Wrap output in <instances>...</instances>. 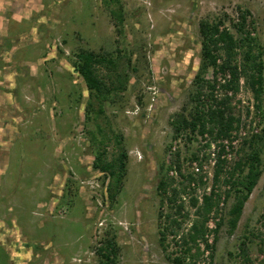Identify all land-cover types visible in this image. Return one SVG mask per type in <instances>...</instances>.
<instances>
[{
  "label": "rangeland",
  "instance_id": "1",
  "mask_svg": "<svg viewBox=\"0 0 264 264\" xmlns=\"http://www.w3.org/2000/svg\"><path fill=\"white\" fill-rule=\"evenodd\" d=\"M244 11L264 65V0H0V264H100L98 250L113 237L117 264H172L167 256L182 255L180 237L198 220L191 199L201 206L212 190L211 249L200 245L196 264H264V151L234 232L235 192L227 185L240 176L246 143L262 134L264 93L257 101L244 76L238 92L223 91L213 68L196 82L201 23L223 20L239 39ZM82 50L119 60L124 90L101 114L96 102L88 112L89 90L75 67ZM200 95L203 112L230 98L228 115L239 122L230 139L177 129L179 118L193 120ZM122 148L125 173L115 187L95 157L105 150L113 161ZM163 180L166 191L158 188Z\"/></svg>",
  "mask_w": 264,
  "mask_h": 264
},
{
  "label": "trees",
  "instance_id": "2",
  "mask_svg": "<svg viewBox=\"0 0 264 264\" xmlns=\"http://www.w3.org/2000/svg\"><path fill=\"white\" fill-rule=\"evenodd\" d=\"M105 2L111 1L119 3L120 0H104ZM118 23L123 24V12L120 10L115 13ZM250 13L244 11L241 13L239 22L236 24L239 39L224 26L223 20H215L214 22L203 21L200 26V33L203 37L202 41V65L201 71L196 78V82L201 83L202 76L208 68L215 70V75L218 77L222 75L224 82H214L211 85L212 90L216 89V85L223 91H239V81L242 76L247 78L248 84L255 95L257 101L261 100V96L264 93V65L261 59V55H255L254 51L256 47V38H254L251 32L247 31L248 18ZM242 51V52H240ZM242 53L243 60L238 64V55ZM262 54V53H261ZM75 67L77 72L85 82L90 95V102L88 104V112H95V102L99 104L98 113L101 114L102 106L110 98V96L119 91L124 90L122 77L117 74L119 69L118 58L112 57L110 54H97L92 51L82 50L76 55ZM242 67V68H241ZM105 68L111 72L112 75L106 76L101 74L100 69ZM227 73L230 74V79H227ZM116 75V76H114ZM127 79V76H125ZM108 80H110L108 82ZM197 97L199 105L197 106L195 113L191 117L190 121L186 118H179L176 121L177 129L190 128L192 133L199 131L201 137L206 135L216 136L218 138L230 139L232 132L238 129V119L231 114L228 115L230 107L227 106L230 98L225 96L218 101H214L207 112H203L202 108L205 107ZM93 101V102H92ZM215 105V107H213ZM180 126V127H179ZM181 131V130H179ZM120 143V142H119ZM250 153L246 155L243 161L236 164L235 173L239 172L238 178H230L227 185H231V189L235 192V203L233 204L229 215V226L232 232L238 226V223L242 217L245 203L250 198L252 192L257 186L258 181L262 176V152L264 151V129L262 134L253 135L249 142ZM106 151H100L95 157L94 167L101 172L106 173L111 178L115 179V187L120 183L125 173V161L127 159V153L122 148L121 154L113 161L107 160ZM224 162L220 161L215 174V181L218 183L220 175L223 171ZM222 164V165H221ZM191 182H194L193 177H188ZM111 187L109 191L111 194H116L117 188ZM167 184L165 181L159 183L158 188L166 191ZM216 194L212 190L210 195L203 196L202 205L199 206V200L192 198L191 203L196 208V214L198 220H195L190 228L188 237H180L181 245L184 247V251L181 256H167V259L172 264H196L200 255V245H204L205 249H211L209 241L205 237L207 234L208 222L210 220V214L216 207ZM174 201V200H173ZM172 202V201H171ZM182 210V207L179 208ZM173 227L180 228V224L176 221L172 222ZM220 225V224H219ZM168 229V228H167ZM170 234L174 235L176 232L170 230ZM160 244L165 251H168L165 244L167 234L162 233ZM216 240V239H215ZM197 247V252L193 253V246ZM199 248V249H198ZM119 253V247L115 238L112 240H106L101 248L98 250L100 258V264H117Z\"/></svg>",
  "mask_w": 264,
  "mask_h": 264
}]
</instances>
